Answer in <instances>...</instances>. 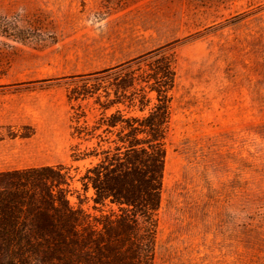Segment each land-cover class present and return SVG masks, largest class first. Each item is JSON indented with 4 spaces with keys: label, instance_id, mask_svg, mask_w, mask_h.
I'll return each mask as SVG.
<instances>
[{
    "label": "rangeland",
    "instance_id": "rangeland-1",
    "mask_svg": "<svg viewBox=\"0 0 264 264\" xmlns=\"http://www.w3.org/2000/svg\"><path fill=\"white\" fill-rule=\"evenodd\" d=\"M1 17L25 33H0V170L65 166L72 205L98 213L80 181L97 158L73 156L98 140L73 127L102 110L70 94L163 48L176 85L153 264H264V0H0Z\"/></svg>",
    "mask_w": 264,
    "mask_h": 264
},
{
    "label": "trees",
    "instance_id": "trees-1",
    "mask_svg": "<svg viewBox=\"0 0 264 264\" xmlns=\"http://www.w3.org/2000/svg\"><path fill=\"white\" fill-rule=\"evenodd\" d=\"M0 33L25 32L1 17ZM176 62L158 48L96 72L94 84L70 94L95 98L102 110L94 124L73 127L79 138L98 140L73 153L97 158L80 181L86 199L94 189L98 213L82 206L80 193L72 205L74 176L65 166L0 172V264H153Z\"/></svg>",
    "mask_w": 264,
    "mask_h": 264
},
{
    "label": "crops",
    "instance_id": "crops-1",
    "mask_svg": "<svg viewBox=\"0 0 264 264\" xmlns=\"http://www.w3.org/2000/svg\"><path fill=\"white\" fill-rule=\"evenodd\" d=\"M2 171H4V170H0V172H2Z\"/></svg>",
    "mask_w": 264,
    "mask_h": 264
}]
</instances>
